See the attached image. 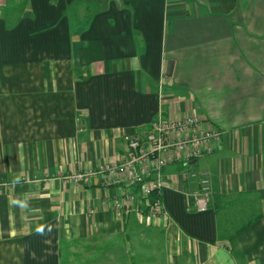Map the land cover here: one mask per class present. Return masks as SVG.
<instances>
[{
  "label": "crops",
  "instance_id": "crops-1",
  "mask_svg": "<svg viewBox=\"0 0 264 264\" xmlns=\"http://www.w3.org/2000/svg\"><path fill=\"white\" fill-rule=\"evenodd\" d=\"M159 113L224 134L144 166L169 220L141 184L64 181L120 164ZM0 264H264V0H0Z\"/></svg>",
  "mask_w": 264,
  "mask_h": 264
},
{
  "label": "built area",
  "instance_id": "built-area-1",
  "mask_svg": "<svg viewBox=\"0 0 264 264\" xmlns=\"http://www.w3.org/2000/svg\"><path fill=\"white\" fill-rule=\"evenodd\" d=\"M223 135L218 129L206 127L204 120L195 113L181 119H172L159 113L144 137L138 134L127 138V152L120 164L83 170L64 176L63 179L69 184L87 185L102 176L105 184L119 185L125 182L127 188L141 184L147 208L144 216L154 225L170 219L162 203L165 185L160 176L154 179L144 177V166L150 163L154 170L160 171L175 156L192 161L205 154H212L220 148ZM119 171L123 174L117 178ZM188 178L197 182V187L188 194V210L203 214L211 205V181L206 173L199 172L189 174ZM116 207L120 209L121 205L117 204Z\"/></svg>",
  "mask_w": 264,
  "mask_h": 264
},
{
  "label": "water",
  "instance_id": "water-1",
  "mask_svg": "<svg viewBox=\"0 0 264 264\" xmlns=\"http://www.w3.org/2000/svg\"><path fill=\"white\" fill-rule=\"evenodd\" d=\"M175 64H174V61H169L168 62V66H166L167 67V72H166V75L168 76V77H172V75H173V72H174V66Z\"/></svg>",
  "mask_w": 264,
  "mask_h": 264
}]
</instances>
